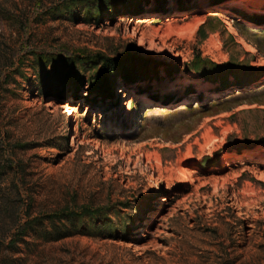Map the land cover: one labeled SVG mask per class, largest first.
<instances>
[{"label":"rangeland","instance_id":"rangeland-1","mask_svg":"<svg viewBox=\"0 0 264 264\" xmlns=\"http://www.w3.org/2000/svg\"><path fill=\"white\" fill-rule=\"evenodd\" d=\"M131 1L0 0V264H264V6Z\"/></svg>","mask_w":264,"mask_h":264},{"label":"trees","instance_id":"trees-1","mask_svg":"<svg viewBox=\"0 0 264 264\" xmlns=\"http://www.w3.org/2000/svg\"><path fill=\"white\" fill-rule=\"evenodd\" d=\"M150 1V0H146ZM158 3H162L164 0H156ZM129 4H133V1L128 0ZM251 21H254L259 24H264V15L260 14H253L249 15ZM100 60H95V65L101 66V71H120L121 79L124 81H133L134 74L136 68H139L141 71L144 72L145 69H147L150 65H161L159 62H155L148 59H143L135 54H131L130 52H126L122 54L121 57L117 58H107V57H100ZM204 61V58H201V56H196L195 63L192 64V69L199 72L198 63L197 61ZM212 65H214V62L211 60L208 61ZM56 67V66H55ZM167 70L169 69V65H166ZM234 71H228L226 75L233 74ZM82 83V79L78 78L76 81H74V87L76 89L80 88V85ZM110 86L109 78L101 72H97L96 76L92 79L91 84H89V92L94 93L98 92L100 90H103L105 87Z\"/></svg>","mask_w":264,"mask_h":264},{"label":"bare ground","instance_id":"bare-ground-1","mask_svg":"<svg viewBox=\"0 0 264 264\" xmlns=\"http://www.w3.org/2000/svg\"><path fill=\"white\" fill-rule=\"evenodd\" d=\"M231 6L232 7H238V8L249 11L250 8H252V7H263L264 1L263 0H248V1L236 0L233 3H231ZM246 45L248 48L252 49V47L249 44H246ZM163 75H164V73H163ZM190 77H191V74L186 75L185 78H190ZM70 112H71V110H69V113Z\"/></svg>","mask_w":264,"mask_h":264}]
</instances>
